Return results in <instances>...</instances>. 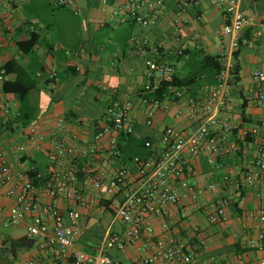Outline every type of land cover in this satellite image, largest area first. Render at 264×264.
<instances>
[{
	"label": "crops",
	"instance_id": "obj_1",
	"mask_svg": "<svg viewBox=\"0 0 264 264\" xmlns=\"http://www.w3.org/2000/svg\"><path fill=\"white\" fill-rule=\"evenodd\" d=\"M70 1V4L54 5L50 0H11L0 7V67L13 60L36 79V84L26 95L29 107L20 113L21 116L18 96L11 92L0 93L2 98L11 101L0 127V150L13 170L47 174L48 159L36 144L42 148H49L53 142L61 140L80 148L90 144L97 119L112 98L113 92L103 86H114L116 91L126 93L132 102L129 116L133 132L128 140L123 141L120 137V150V143L124 149H130L135 147L134 138H145L151 140L154 150L158 151L165 125H171L179 133H188L199 124V118L179 113L183 101H174L166 108L158 109L152 124H145V106L138 99V90L145 80L142 56L134 52L130 36H142L156 44L158 52L155 56L171 63L179 78L199 69L205 55L219 56L223 50L230 49V36L222 32L223 6L211 0H198L187 8L184 12L186 21L181 24L176 22L179 14L176 0H161L155 7L156 12H152L147 4H156L157 0ZM126 3L137 4L141 11L148 12L151 22L144 27L136 24L122 10ZM238 3L251 24L239 33L238 45L233 50L236 52L235 55L233 52L236 72L230 77L226 104L219 115L234 125L235 136L241 139V130L255 123L260 126L259 134L264 136V106L256 101L251 76L255 68L264 71V41L257 40V48L247 45L254 28L264 25V0H238ZM114 10H120L119 15L113 16ZM32 33L36 34V43L29 52H24L19 43L25 45ZM65 49L79 53L67 56ZM52 67L56 69L53 80L35 75L38 70L45 72ZM8 77L14 79L16 72H11ZM194 85L186 91L196 97L204 86L212 83L201 75ZM58 118L65 122L64 132L56 127ZM31 133L41 134L43 139L32 142L29 139ZM83 137L88 141L85 144L80 142ZM248 138L243 140L238 151L216 156L211 162L204 153L189 158L193 171L187 179L203 187L204 191L191 199L183 187L177 186L186 217L179 219L178 205L169 204L167 216L148 215L145 218L156 234L163 232L162 219L172 220V232L188 247L193 264H257L259 259H264V237L261 248L251 245L256 238V222L246 215L249 209L264 207V198L257 199L253 189L243 181L245 162L258 145L255 136L248 135ZM15 144L25 145L19 159L11 153ZM122 160L126 166H131L130 160ZM99 166L104 170L115 163L101 159ZM225 174L230 177L226 184L221 182ZM211 182L216 184L213 190L207 188ZM6 188L0 175V264H28L33 258H39L36 264L46 263L51 254L42 252L38 239L27 235L26 226L33 215H27L16 226L4 223L13 204L12 198L6 195ZM85 191L94 198V203L70 205L64 199L44 196L42 204L76 209L80 234L75 246L95 253L103 244L110 225L112 211L109 204L120 198V194L108 196L101 189L90 190L89 187ZM221 197L230 199L225 208L226 217L211 222L208 213L214 210ZM64 220L69 222L67 218ZM112 228L119 229L120 225L114 224ZM103 251L116 264H137L143 254L138 244L124 248L105 246Z\"/></svg>",
	"mask_w": 264,
	"mask_h": 264
},
{
	"label": "built area",
	"instance_id": "obj_2",
	"mask_svg": "<svg viewBox=\"0 0 264 264\" xmlns=\"http://www.w3.org/2000/svg\"><path fill=\"white\" fill-rule=\"evenodd\" d=\"M10 1L0 0V7ZM50 1L54 5L71 3L70 0ZM176 1L179 11L176 22L181 24L186 21V9L198 0ZM211 1L223 6L225 22L222 32L230 36V49L223 50L218 56L221 69L216 76V83L204 86L199 96L188 94L186 86L173 84L175 68L171 63L155 56L158 52L156 44H151L142 36L132 35L129 38L134 52L142 56V74L145 80L138 90V99L145 106V124H152L158 109L166 108L168 103L174 101H183L184 105L179 113L200 119L193 130L179 133L171 125H165L160 137V149L155 151L153 142L146 140L145 146L150 153L147 156H132L131 166H126L121 157L119 140L123 134L133 132V123L129 116L132 102L126 93L116 91L111 85L103 86L113 93L111 101L97 119L92 142L87 143L86 137L80 141L87 143L85 148L63 140L53 142L49 148L36 144L48 159L47 174L35 172L32 177L30 172L13 170L0 150L1 180L7 184L6 195L13 200L4 223L16 226L22 223L27 215H33L31 222L26 226L27 235L36 237L39 249L51 254V258L44 264H116L103 248H124L129 244H138L143 250L137 264H193L194 260L188 247L172 232V220L162 219L163 232L156 234L145 218L148 215L167 216L169 204L178 205L179 219L186 217L177 186L183 187L191 199L197 198L204 191L203 187L187 179L193 171L189 158L204 153L211 162L216 156H227L238 149L234 125L220 117L219 112L226 104L229 81L234 70L233 50L238 45L239 33L247 28L251 21L241 11L238 0ZM160 3L161 0H157L156 4L150 2L147 5L151 11L156 12L155 7ZM122 10L141 27L151 22L149 13L141 11L137 4L132 6L126 3ZM119 13L120 10H114L112 15L117 16ZM28 27L34 31L32 25ZM257 40L264 41V25L254 28L253 37L247 41V45L257 48ZM64 52L67 56L79 53L69 49ZM76 69H80V66H76ZM35 75L53 80L56 78V69L52 67L45 72L38 70ZM251 76L256 101L264 106V71L255 68ZM3 81L4 69L0 68V93H4ZM162 84L167 86L163 97H158L156 92L161 89ZM10 107L9 98H2L0 95V127ZM56 127L60 132L65 131L66 125L62 118L57 119ZM259 130V124L255 123L242 129L239 135L243 140L248 135L257 139L256 150L245 162L243 170L244 184L253 189L257 199L264 198V136L259 134ZM29 139L32 142L41 141L43 136L31 133ZM23 151L24 144H15L11 148V153L16 159H19ZM101 159L115 163V166L102 170L99 166ZM229 180V175L225 174L221 182L226 184ZM37 181L41 183L37 184ZM86 187L90 190L101 189L108 196L120 194V198L113 199L109 204L112 211L110 225L103 244L95 253L83 251L75 246L80 234V227L76 223L79 212L76 209H61L55 204H42L44 196L64 199L70 205L84 206L94 203V198L85 191ZM215 187V182L207 185L210 190ZM229 200L228 197L218 199L214 210L208 213L211 222L225 219V208ZM246 215L256 222V238L251 245L261 248V240L264 237V207L249 209ZM66 218L68 223L64 220ZM114 224L120 225V228L113 229ZM38 260L39 258H33L28 264H36ZM257 264H264V259H259Z\"/></svg>",
	"mask_w": 264,
	"mask_h": 264
},
{
	"label": "trees",
	"instance_id": "obj_3",
	"mask_svg": "<svg viewBox=\"0 0 264 264\" xmlns=\"http://www.w3.org/2000/svg\"><path fill=\"white\" fill-rule=\"evenodd\" d=\"M36 43V34L32 33L30 38L25 42V45L22 43H19V47L24 52H29L30 48ZM236 52H234V55ZM200 68L196 71L192 72L190 75H187L183 78H179L178 76L174 75L173 84L178 86H186L188 88H192L195 85L196 79L200 77L201 75L205 76V80H209V83L215 84L216 83V76L219 73L221 69V63L218 56H211V55H205L202 59V62L200 64ZM0 68L4 69V81L2 84L3 91L5 92H11L18 96V100L20 103V113L24 111L25 108L29 107L26 101V95L28 91L34 87L36 84V79L31 78L30 75L25 72L23 68L19 67L18 64H16L15 61L9 60L5 62ZM20 68V69H19ZM11 72H16V77L14 79H11L8 77V74ZM236 72V66L234 65L233 75ZM236 78V76H235ZM166 84H162V87L159 91L156 92V95L158 97H163L164 91L166 89ZM21 116V115H20ZM234 133H236V130H234ZM131 134L122 135L121 138L124 140H128ZM248 138V136L246 137ZM249 139V138H248ZM251 139V138H250ZM147 139H136L134 138L133 142L135 144L134 148L130 149H124L122 146V143H120L121 146V152H122V159L129 161L131 160L132 156L139 155V156H147L150 153V150L147 146H145V141ZM238 149L243 142V139H237ZM30 176H34L35 172L32 171L29 173Z\"/></svg>",
	"mask_w": 264,
	"mask_h": 264
}]
</instances>
